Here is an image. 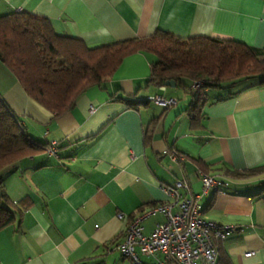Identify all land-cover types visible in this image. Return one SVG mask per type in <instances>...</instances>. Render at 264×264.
I'll list each match as a JSON object with an SVG mask.
<instances>
[{
  "label": "crops",
  "instance_id": "obj_1",
  "mask_svg": "<svg viewBox=\"0 0 264 264\" xmlns=\"http://www.w3.org/2000/svg\"><path fill=\"white\" fill-rule=\"evenodd\" d=\"M22 11L48 18L58 34L89 47L163 30L264 49V0H0V16ZM153 61L145 52L127 56L102 87L89 88L58 117L0 62V96L33 139L56 149L0 173L21 209L0 230V264H133L118 249L130 217L170 201L162 185L185 179L200 192L198 170L225 183L221 193L202 197L204 218L235 227L217 242L219 264H264V172L228 174L264 166V85L254 78L207 88L195 116L191 91L148 86ZM156 95L177 104L163 108L151 100ZM122 99L142 104L130 108ZM167 151L186 159L173 162ZM164 219L161 212L148 215L144 232Z\"/></svg>",
  "mask_w": 264,
  "mask_h": 264
},
{
  "label": "trees",
  "instance_id": "obj_2",
  "mask_svg": "<svg viewBox=\"0 0 264 264\" xmlns=\"http://www.w3.org/2000/svg\"><path fill=\"white\" fill-rule=\"evenodd\" d=\"M154 57L147 84L162 87L175 83L191 91V112L200 114L205 101L203 90L233 85L264 74V49L244 42L210 36L180 38L157 30L146 37H132L96 47L83 39L58 34L46 17L27 12L0 16V62L15 76L25 93L54 117L72 110L78 99L117 71L123 60L134 53ZM264 85V79H260ZM201 82L198 92L195 82ZM130 108L142 103L122 99ZM50 144L33 139L22 120L0 96V173L6 167L41 152ZM206 172V171H205ZM264 172V166L229 170L234 178ZM8 195L0 176V230L13 224L20 211Z\"/></svg>",
  "mask_w": 264,
  "mask_h": 264
},
{
  "label": "built area",
  "instance_id": "obj_3",
  "mask_svg": "<svg viewBox=\"0 0 264 264\" xmlns=\"http://www.w3.org/2000/svg\"><path fill=\"white\" fill-rule=\"evenodd\" d=\"M200 87V81L193 84L195 92ZM151 100L163 108L177 104L176 98H164L160 95L151 97ZM54 144L48 153H55ZM167 153L176 163H182L186 159L182 153ZM198 175L201 181L200 192H191L185 179L177 180L173 186L162 185L161 188L170 201L130 217L118 249L133 264H146L141 261V256L154 257V262L150 264H219L217 242L233 234L235 227L205 219L201 199L211 191L221 193L225 183L202 170H198ZM154 212H161L165 219L146 234L143 220ZM117 216L120 219L125 217L123 213H118ZM252 254L249 251L245 256L250 257Z\"/></svg>",
  "mask_w": 264,
  "mask_h": 264
},
{
  "label": "rangeland",
  "instance_id": "obj_4",
  "mask_svg": "<svg viewBox=\"0 0 264 264\" xmlns=\"http://www.w3.org/2000/svg\"><path fill=\"white\" fill-rule=\"evenodd\" d=\"M259 78H260V79H264V74L260 75ZM169 87H175V86H174V85H171V86H169ZM181 91H182V90H181Z\"/></svg>",
  "mask_w": 264,
  "mask_h": 264
},
{
  "label": "water",
  "instance_id": "obj_5",
  "mask_svg": "<svg viewBox=\"0 0 264 264\" xmlns=\"http://www.w3.org/2000/svg\"><path fill=\"white\" fill-rule=\"evenodd\" d=\"M167 85L168 86H171V85H174L175 86V83H173V82H167Z\"/></svg>",
  "mask_w": 264,
  "mask_h": 264
}]
</instances>
